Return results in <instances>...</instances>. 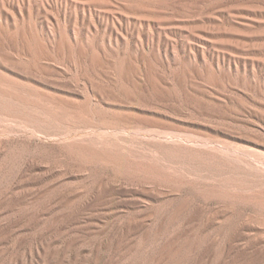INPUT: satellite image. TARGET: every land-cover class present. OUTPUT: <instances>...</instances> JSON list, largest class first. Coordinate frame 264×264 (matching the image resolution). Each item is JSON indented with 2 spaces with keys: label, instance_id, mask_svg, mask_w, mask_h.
Listing matches in <instances>:
<instances>
[{
  "label": "rangeland",
  "instance_id": "1",
  "mask_svg": "<svg viewBox=\"0 0 264 264\" xmlns=\"http://www.w3.org/2000/svg\"><path fill=\"white\" fill-rule=\"evenodd\" d=\"M0 95L54 118L36 129L0 109V264H171L144 253L160 242L176 264H264L257 230L220 258L181 243L215 204L166 241L149 227L158 191L79 158L133 162L156 133L264 159V0H0Z\"/></svg>",
  "mask_w": 264,
  "mask_h": 264
},
{
  "label": "bare ground",
  "instance_id": "2",
  "mask_svg": "<svg viewBox=\"0 0 264 264\" xmlns=\"http://www.w3.org/2000/svg\"><path fill=\"white\" fill-rule=\"evenodd\" d=\"M185 101L191 102V99L185 98ZM0 109L36 129L47 127L54 121L51 114L32 111L28 105L5 95H0ZM152 138L145 146L148 152L135 155L136 161L133 162L109 154L98 157L88 152L79 158L82 163L101 171L113 169L115 179L139 186L149 185L158 191L156 196L161 202L153 207L149 227L152 232L163 229L168 242L177 234L187 232L189 229L183 227L184 221L208 204L216 206L196 229L186 235L181 242L183 245L202 249L214 245L216 258H220L223 249L242 229L264 233V168L259 166H264V159L255 149L173 134L160 136L152 133ZM95 143L108 152L117 147L105 140ZM167 187L168 193L161 191ZM210 225L217 236L205 232ZM260 241V237H252L245 245ZM154 245L144 253L167 251L171 264H176L184 256V253L173 252L167 242Z\"/></svg>",
  "mask_w": 264,
  "mask_h": 264
}]
</instances>
